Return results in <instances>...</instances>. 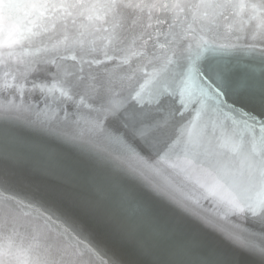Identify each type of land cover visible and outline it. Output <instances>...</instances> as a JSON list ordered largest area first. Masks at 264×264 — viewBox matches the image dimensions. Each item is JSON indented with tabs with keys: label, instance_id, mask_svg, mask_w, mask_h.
Instances as JSON below:
<instances>
[{
	"label": "snow or ice",
	"instance_id": "snow-or-ice-1",
	"mask_svg": "<svg viewBox=\"0 0 264 264\" xmlns=\"http://www.w3.org/2000/svg\"><path fill=\"white\" fill-rule=\"evenodd\" d=\"M237 47L264 62V0H0V94L11 97L0 108L39 94L57 121L83 128L88 143L198 168L230 210L264 223V78L232 76L221 54ZM209 114L242 124L249 139L218 131ZM0 143V158H8L6 135ZM60 167L53 158V170ZM59 174L77 188L81 206L143 253L166 250L171 258L157 264H227L119 177ZM0 189V255L17 264H57V257L73 264V255L83 262L94 254L82 226L44 201L6 194L14 188L2 173ZM24 217L37 222L35 234L18 231ZM41 221L66 247L43 236ZM249 247L264 264V245Z\"/></svg>",
	"mask_w": 264,
	"mask_h": 264
},
{
	"label": "bare ground",
	"instance_id": "bare-ground-1",
	"mask_svg": "<svg viewBox=\"0 0 264 264\" xmlns=\"http://www.w3.org/2000/svg\"><path fill=\"white\" fill-rule=\"evenodd\" d=\"M218 43L235 41L220 40ZM209 55L211 53L207 52L204 56ZM221 55L228 61L233 77H253L257 81L264 78V62L257 54L245 55V50L237 47ZM0 102L3 101L0 99ZM0 134L7 136L9 151L8 158H0V173L9 178L14 188L13 193L6 194H13L18 199L34 197L44 201L61 219L67 217L82 226L90 238L94 254L86 256L83 262L78 254L73 255L72 259L77 261L75 264H157L171 257L160 247L153 248L150 254L143 253L135 239L123 237L111 223L81 206L76 196L77 188L61 181L59 173L64 169L75 170L78 178L90 175L119 177L129 187L148 194L154 202L168 208L173 220H179L186 232L195 234L206 248L225 258L227 264H260L249 246L264 245V238L233 227L231 223L251 230L243 221L205 201L207 198L203 192L208 190L200 189L178 172L176 176L169 175L156 158L149 159L143 153L136 156L110 154L104 144L88 143V134L83 128L71 122L57 121L45 108L29 110L23 105L0 108ZM53 158L61 166L56 170L52 168ZM183 168L195 182L203 175L191 167ZM168 170L175 169L169 166ZM209 193L212 194L213 190ZM28 220L37 224L24 217L23 226L28 225ZM39 223L41 229L49 233L47 237L63 240L55 228L48 231L42 221ZM50 243L59 246L51 240Z\"/></svg>",
	"mask_w": 264,
	"mask_h": 264
},
{
	"label": "water",
	"instance_id": "water-1",
	"mask_svg": "<svg viewBox=\"0 0 264 264\" xmlns=\"http://www.w3.org/2000/svg\"><path fill=\"white\" fill-rule=\"evenodd\" d=\"M40 37H37V40H39ZM161 41H163V37H160ZM207 52L204 53V55ZM205 58V56L203 57ZM3 67L0 66V78L3 77ZM11 97L8 96L7 93H3L0 94V99L2 101H4L5 99H9ZM28 104H32L33 107H38V108H45L43 103L40 102V97L39 94H34L31 96H26L25 98V104L23 106H26ZM61 116H63V113H61ZM207 118H210L214 121H217V128L218 131H222L223 133H225L226 135L230 136V137H236L238 139H243L245 141H247L249 139L248 133L245 132L243 125L242 124H235L233 125L231 123V121H226L225 117L223 116H218V115H214V114H209V116ZM144 154V153H143ZM146 155V154H145ZM149 159L152 158H156L155 156H150V155H146ZM157 159V158H156ZM164 168V170H166L167 172H169V175L172 176H176V172L180 173L182 175V177L186 180H188L189 182L193 183L194 185L200 187V189H202V187H204V189L208 190L209 192H211V190H213V193L210 194L209 192L206 191V193H204L203 191V195L205 196V199L207 198V200L205 201H210V203L215 206L216 208L218 207V209L220 208V210H224L226 214L235 217L236 219H239L241 221H243V223H245L246 225L251 227V230L245 229L237 224H232L231 225L235 228H237L238 230L240 229L243 232H246L248 234L254 235V236H260L262 238H264V223H262L258 218H253L251 216L246 217L245 213L243 212H234L232 210H230L229 206L220 198V195L214 190L213 188V177L208 175L206 172L198 169V168H193L195 170L201 171L203 173V175L197 179V182L193 181V179L189 176V174L187 173V171L180 166H171V168H174L175 170H168L169 166L167 163H160ZM168 168V169H167ZM192 168V167H191ZM195 179V177H193ZM208 195V197H207ZM227 211V212H226ZM231 222V221H230ZM35 224L29 222L28 220V225L22 226L21 229L23 230V232L20 231V228L18 229V231L21 233L22 236H27L25 234H29L30 232L32 234H35L34 232V228H35ZM233 228V230H236L237 232H240L241 234H244L241 231H238L237 229ZM27 232H25V231ZM41 231L43 232V236L47 237L46 234L48 232L44 231L41 229ZM25 233V234H24ZM49 234V233H48ZM53 239L50 238V240L52 242H56L59 246L61 247H66V245L64 244L63 240L61 238H57L52 236ZM44 241V240H43ZM43 241H40V243H44ZM41 243V249L40 251H43V246L44 244ZM57 264H61V258L57 257ZM0 261L4 262V264H17V261L13 260L11 257H7L5 255H0ZM73 264H75L77 261H75L74 259H72Z\"/></svg>",
	"mask_w": 264,
	"mask_h": 264
}]
</instances>
